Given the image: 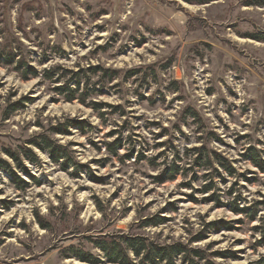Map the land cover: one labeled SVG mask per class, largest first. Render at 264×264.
Segmentation results:
<instances>
[{"label":"rangeland","instance_id":"obj_1","mask_svg":"<svg viewBox=\"0 0 264 264\" xmlns=\"http://www.w3.org/2000/svg\"><path fill=\"white\" fill-rule=\"evenodd\" d=\"M254 153L264 0H0V158L28 183L0 167V264H120L96 242L127 236L186 246L174 264H264Z\"/></svg>","mask_w":264,"mask_h":264},{"label":"trees","instance_id":"obj_2","mask_svg":"<svg viewBox=\"0 0 264 264\" xmlns=\"http://www.w3.org/2000/svg\"><path fill=\"white\" fill-rule=\"evenodd\" d=\"M9 60L10 59H7L5 61H9ZM30 70L33 72V73L30 72V74H33V75L37 74L35 70L31 68L29 69V71ZM50 77H53V76L51 75ZM76 90H78V88ZM76 90L72 92L76 93ZM75 93L67 94L68 101H74L77 98L82 102L86 101L87 97L85 95L84 96L81 95L83 96L81 98V96L76 97ZM95 107L99 109L102 107V104L95 103ZM60 131H64V130H60ZM43 143L44 144L36 142L35 144L39 146L42 150L47 149L51 153V156L53 157V159L56 162H59L60 156H58V154L61 152V150L57 148V146H55L51 142L50 139H46L45 137L43 138ZM121 145H122V141L120 139H117L116 141L109 143L108 147H110L111 150L114 153H116L118 151V148ZM10 153L11 152H9V154ZM10 155L13 158L15 157L14 154L12 153ZM26 155L32 161L39 160L38 156L32 150H27ZM16 159L18 160V158ZM216 159L221 164L222 167L229 170L230 173H234L233 168L229 165L228 161L224 157H221L217 154ZM252 159H253L254 164H256V166L259 167V169L264 172V158L262 157V155L254 153V156ZM19 166L23 168L24 170H27L24 164L19 163ZM0 167L7 169V170L8 169L12 170L9 162L3 158H0ZM168 170L170 171V173L166 177L162 176V177L157 178V180H159L158 182H164V179H167V180L175 179L181 169L178 165L174 164ZM12 172L15 175L17 186L21 189H25L28 186V183L24 181L21 177H19L15 173V171L12 170ZM32 178L35 180L33 176ZM2 203L6 206V208L9 207V205L4 200H2ZM234 210L239 211V212L246 211L245 208H239L238 206ZM255 216H256V212L254 213L252 217H255ZM161 222L162 220L160 219V220H154L151 223H154L157 225ZM211 224H214V223H211ZM202 236L203 235H200L198 236V238H201ZM96 245L105 252V256L109 261L114 262V263H120V264H161L163 262H165L166 264H174L173 260L176 256L183 254L184 252L190 251L186 246H182L179 243L162 246V245H158L153 242H147L146 240L141 239L140 237H131V236L119 237V239L112 238L111 240L103 239V240H100L99 242H96ZM129 250H132L134 252L136 259H139V261L136 262L132 259V257H130ZM72 253L75 254V256L79 257L82 261H87V262H91L94 264H100L101 262V260L99 259H94L93 256L89 252H86L83 250H79V249L72 250ZM194 253L198 254L197 251H195ZM261 263H264V260Z\"/></svg>","mask_w":264,"mask_h":264},{"label":"bare ground","instance_id":"obj_3","mask_svg":"<svg viewBox=\"0 0 264 264\" xmlns=\"http://www.w3.org/2000/svg\"><path fill=\"white\" fill-rule=\"evenodd\" d=\"M68 108H70L69 106H67ZM73 110H75V108H72ZM81 263V262H80Z\"/></svg>","mask_w":264,"mask_h":264}]
</instances>
